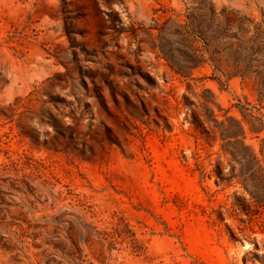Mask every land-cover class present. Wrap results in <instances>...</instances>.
<instances>
[{
  "label": "rangeland",
  "instance_id": "obj_1",
  "mask_svg": "<svg viewBox=\"0 0 264 264\" xmlns=\"http://www.w3.org/2000/svg\"><path fill=\"white\" fill-rule=\"evenodd\" d=\"M200 1L0 0V264H264L256 82Z\"/></svg>",
  "mask_w": 264,
  "mask_h": 264
},
{
  "label": "trees",
  "instance_id": "obj_2",
  "mask_svg": "<svg viewBox=\"0 0 264 264\" xmlns=\"http://www.w3.org/2000/svg\"><path fill=\"white\" fill-rule=\"evenodd\" d=\"M188 18L189 28L203 39L210 52L209 59L217 70L225 73L223 66L227 65L230 71L226 75L229 78L241 76L256 82L259 106L254 107L261 116H254V119L261 121L264 118V24H253L250 18L226 8L217 10L204 0ZM197 65L198 62L193 60L191 67ZM175 69L183 73L181 68ZM242 210L248 211L246 208Z\"/></svg>",
  "mask_w": 264,
  "mask_h": 264
}]
</instances>
